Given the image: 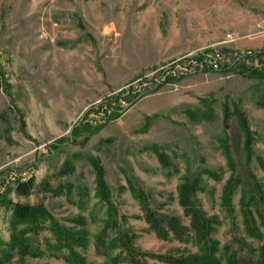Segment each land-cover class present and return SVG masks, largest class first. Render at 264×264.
Listing matches in <instances>:
<instances>
[{
    "label": "rangeland",
    "instance_id": "obj_1",
    "mask_svg": "<svg viewBox=\"0 0 264 264\" xmlns=\"http://www.w3.org/2000/svg\"><path fill=\"white\" fill-rule=\"evenodd\" d=\"M259 50L264 0H0V264H72L71 252L87 264H202L190 259L201 251L180 203L192 181L217 256L229 247L239 264L255 262L264 245ZM217 51L236 61L232 70L195 68ZM142 82L139 97L122 91ZM9 201L38 213L15 220ZM149 212L164 220L162 236ZM71 233L84 245L64 244Z\"/></svg>",
    "mask_w": 264,
    "mask_h": 264
},
{
    "label": "trees",
    "instance_id": "obj_2",
    "mask_svg": "<svg viewBox=\"0 0 264 264\" xmlns=\"http://www.w3.org/2000/svg\"><path fill=\"white\" fill-rule=\"evenodd\" d=\"M256 53L259 56L264 55L263 50H259ZM235 63L236 61L234 63L232 62V63L225 64L218 71L232 70L234 68ZM252 72L254 75L264 78V73L262 71L253 70ZM132 98L133 97L130 96L127 98V100L130 102L133 100ZM115 101H116V97H112V96L106 97L103 100V102L109 105V107L111 108L110 113L112 116H116L120 112V110L114 106L116 105ZM65 140H67V142H69V140L73 141L74 137L72 136L67 139L61 138L60 140H57L54 143H52L50 145V149L60 148L62 145L61 143L65 142ZM232 183L233 181L228 183L227 185L226 191L229 192V194H231L229 189L231 188ZM32 186H33V180H29L27 182L18 181L16 190L18 191L19 194H28L30 190L32 189ZM181 190H182V195L180 198V203L184 207L185 214L188 215L190 218L191 227L189 229L192 231V233H194L196 242L200 246V251H201L199 255L190 257V259H192L193 261L194 259L197 258L198 260H200L202 264H220L221 263L220 260H225L226 264H239V260L237 259L236 253H233L232 255L231 254L226 255V253L230 249L229 247L226 248V250L224 251V253H222V255L217 256V252H219L218 243L211 238V231L213 229V221L205 215V213L201 210V207L193 200V197H192L193 192L195 190V183L193 181L191 183H184L181 187ZM8 204L12 205L11 207L12 217L15 220L24 221V220H27L29 217L38 213L36 208L31 207L29 205L13 203L11 201H9ZM246 208L247 207L244 208L245 222L251 223V227L254 229V227H256L254 225L255 220L252 216L251 211L249 209L246 210ZM150 213H151V216H150ZM167 220L168 221L166 223L168 224L169 229L176 237L178 238L183 237V234L187 233L188 229L186 231V227H184L177 219L171 217V218H168ZM147 221L153 226L154 229L158 230L157 232H159L161 236L162 234H165L166 231L164 227L162 226V223L164 222V220L158 218L156 214L154 215L152 212H149L147 214ZM257 233L258 232L256 230L255 232H250V234L252 235H256ZM69 235H70V237H68L69 241H64L63 242L64 244L65 242L66 244L68 242L69 244L71 243L73 245H78V246L84 245L81 235L72 234V233ZM59 243H60L59 244L60 246L61 244L63 245L62 242H59ZM120 244H122V247L128 251V254L129 253L133 254L131 250V245L126 240L125 237H123L122 242ZM71 253L69 255H66L65 259L67 261H69L72 264H87V262H85V260L82 257H80L74 252H71ZM117 260H114V261L112 260L110 262H112L113 264H117L118 263ZM175 261H180V260H175ZM249 264H264V245L258 251V256L255 262H251Z\"/></svg>",
    "mask_w": 264,
    "mask_h": 264
},
{
    "label": "built area",
    "instance_id": "obj_3",
    "mask_svg": "<svg viewBox=\"0 0 264 264\" xmlns=\"http://www.w3.org/2000/svg\"><path fill=\"white\" fill-rule=\"evenodd\" d=\"M251 54V53H247ZM195 62V61H194ZM228 62L222 61L221 53L218 51L216 53H208L203 56H200V58L195 62V68L197 69H206V70H219L224 66L225 64H228ZM134 87L127 86L122 91L125 94L133 95V97H139L142 94H144L149 89V83L142 82L136 85L134 84Z\"/></svg>",
    "mask_w": 264,
    "mask_h": 264
}]
</instances>
